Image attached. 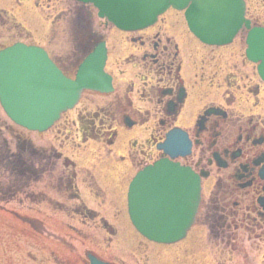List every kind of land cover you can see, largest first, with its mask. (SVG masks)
I'll return each instance as SVG.
<instances>
[{
  "label": "flooded vegetation",
  "instance_id": "obj_1",
  "mask_svg": "<svg viewBox=\"0 0 264 264\" xmlns=\"http://www.w3.org/2000/svg\"><path fill=\"white\" fill-rule=\"evenodd\" d=\"M245 4L250 26L264 27L262 18L248 12L247 0ZM86 8L91 7L81 5L75 10L86 11ZM167 11L182 16L181 25H185L186 31L180 27L179 30L189 35L170 34L162 15L155 23L138 31L119 30L101 21L108 31L104 34L92 31L94 39L84 49L74 40V51L66 59L44 48L63 74L73 78L83 58L99 44H104V70L112 87L107 94L86 92L82 95L80 102L83 100L85 104L83 112L75 113L77 131L74 135L83 143L89 140L98 143L99 151L94 157L98 163L111 159L115 164L112 167L116 170L113 193L101 183L107 174L102 175L95 165L91 166L94 169L84 168L78 174L75 164L67 160L62 162L58 188L62 189L64 198L77 203L72 213L92 218L94 213L80 203L77 179L82 190L95 201L112 196L110 201L116 199L118 202L131 175L157 160L169 159L157 147L171 129L179 128L190 142V153L175 161L200 176L201 201L205 182L211 183L205 199L208 205L205 220L216 224L214 229H209L207 239L214 247L215 264H253L252 253L264 247V108L260 106L264 83L245 59V53L241 61L231 53L226 56L215 53L216 48L225 47L201 43L188 31L182 13L171 8ZM189 42L206 52L191 55ZM236 48L238 51V45ZM216 56L220 65H216ZM248 65L250 74L256 78L254 84L244 71ZM235 93L240 102H236ZM248 101L247 110V105H241ZM182 119H190L187 126L179 124ZM60 121L67 122L64 116ZM120 129H125L126 133L138 130L146 136L141 142L134 138L128 140L125 154H115L113 147ZM37 147L22 148L21 151L34 159L38 167L33 169V165H26L20 173H29L24 181L26 197L44 200V189L29 191L30 184L37 186L40 175L44 177L45 173L51 175L54 171L39 163L43 158L60 160L61 155L44 156L45 147ZM29 160L27 158L28 163ZM100 221L106 227L103 217ZM116 233L114 229L107 242H112ZM120 254V251H114L110 253L111 259L106 261L117 264ZM259 258H263L261 263L264 264V252Z\"/></svg>",
  "mask_w": 264,
  "mask_h": 264
},
{
  "label": "rangeland",
  "instance_id": "obj_2",
  "mask_svg": "<svg viewBox=\"0 0 264 264\" xmlns=\"http://www.w3.org/2000/svg\"><path fill=\"white\" fill-rule=\"evenodd\" d=\"M79 6L73 4L71 0H0V49L21 40L28 45L45 47L55 55L66 59L74 51L71 27L74 21L76 24L78 22L75 9ZM247 6L248 12L254 17L258 15L264 20V0H247ZM86 9L88 15L84 14L85 17H82V25L85 29L84 34L82 32L81 35H89L92 31L97 34L106 33L108 29L101 24L95 10L92 7ZM181 17L173 11H167L162 16V20H165L166 25L169 26L170 34L186 35L187 32L183 34L179 30L181 28L186 31L185 25H181ZM84 20L92 30L88 28ZM173 23L178 25V28H175ZM245 32L237 36L236 44L225 48H216L214 52L225 56L231 53L237 60H244ZM236 45L239 47L238 51ZM197 46L194 43L188 45L191 55L206 52V49L198 50ZM218 61L216 56V65H220ZM239 61L236 62L237 65ZM249 66L244 71L254 84L256 78L250 74ZM237 67L239 68V66ZM235 94L236 102H240L238 93ZM261 96L263 100L260 106L264 108L263 93ZM84 104L81 100L74 110L65 113L64 120L67 122L60 121L57 127L42 134L27 132L17 127L0 108V264H84L87 251L109 258V253L117 250L121 252L119 256L121 261L116 262L117 264H215L214 247L209 244L207 239L209 229H214L216 224L208 223L205 220L206 209H208L205 199L208 198L211 189L209 181L204 184V202L202 200L191 231L184 240L173 245L152 244L143 240L134 231L127 219L126 204L123 202L126 189L120 194L118 202L116 199L111 202L110 197L112 196L106 200L95 201L93 197L82 190L81 182L77 179L80 203L92 211L94 217L89 218L82 216L81 213H72L77 203L64 198L62 189L58 188L60 183L57 178L63 171L62 162L66 160L73 162L78 174L84 168L92 170L95 167L98 172H102V175L106 173L108 177H104L101 183L110 193H113L116 183V170L114 171L112 168L115 167V164L112 160L108 159V161L98 163L94 158L99 151L98 143L91 140L83 143L80 138L74 135L77 131L74 116L76 111H82ZM194 105L197 106V103ZM246 105L248 110L250 101L242 102L241 106L245 107ZM188 121L190 119H182L179 124L187 126ZM186 123L187 125H185ZM135 131L126 133L125 129L119 130L118 140L113 147L115 154H125L128 140L134 138L141 142L146 136V133ZM19 141L30 142L35 148L37 146L45 147L44 156L55 153L61 155L60 160L53 157L43 158L39 163H42L43 166L46 165L45 168H53L54 171L51 172V175L47 173L44 177L40 175L41 180L37 186L30 184L32 188H29V191L35 192L36 189H44V200L28 199L25 195L24 181L29 173L20 174L14 161V154H18L19 151L17 148ZM19 155L25 165H33V169L38 167L37 162L27 157L25 152H20ZM27 158L31 162L28 163ZM92 165L95 167H91ZM100 217H103L105 222L117 231V235L112 239L113 242H110L111 244L105 243V238L108 235L100 224ZM33 222L36 225L39 224L37 228L48 230L54 234V237L34 232L35 230H32ZM263 252L264 247L260 251L252 253L253 264H263L261 263L263 258L259 260ZM61 258L67 261H53Z\"/></svg>",
  "mask_w": 264,
  "mask_h": 264
},
{
  "label": "water",
  "instance_id": "obj_3",
  "mask_svg": "<svg viewBox=\"0 0 264 264\" xmlns=\"http://www.w3.org/2000/svg\"><path fill=\"white\" fill-rule=\"evenodd\" d=\"M92 4L98 16L122 30L136 31L152 24L168 6L185 10L190 30L208 45H226L243 23L242 0H75ZM248 26V23H245ZM246 57L259 63L264 81V28L251 29ZM105 51L100 46L80 65L75 81L68 80L35 47L14 45L0 52V104L17 125L32 131L47 130L59 114L71 109L84 90L108 92L109 78L103 73ZM180 137V140H178ZM179 142V144H178ZM168 143L171 157L186 154L190 144L179 132ZM199 202V178L188 168L166 160L140 172L128 188L127 206L134 227L158 243L182 239L192 224ZM89 264H106L88 253Z\"/></svg>",
  "mask_w": 264,
  "mask_h": 264
}]
</instances>
